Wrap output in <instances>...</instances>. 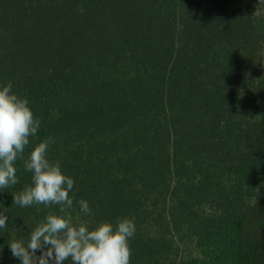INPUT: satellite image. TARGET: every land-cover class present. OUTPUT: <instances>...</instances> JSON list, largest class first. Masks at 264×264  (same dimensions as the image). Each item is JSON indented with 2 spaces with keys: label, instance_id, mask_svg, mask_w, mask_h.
Masks as SVG:
<instances>
[{
  "label": "trees",
  "instance_id": "1",
  "mask_svg": "<svg viewBox=\"0 0 264 264\" xmlns=\"http://www.w3.org/2000/svg\"><path fill=\"white\" fill-rule=\"evenodd\" d=\"M8 82L41 127L0 191V264L59 213L13 201L45 137L75 219H134L130 264H264V0H0Z\"/></svg>",
  "mask_w": 264,
  "mask_h": 264
},
{
  "label": "clouds",
  "instance_id": "2",
  "mask_svg": "<svg viewBox=\"0 0 264 264\" xmlns=\"http://www.w3.org/2000/svg\"><path fill=\"white\" fill-rule=\"evenodd\" d=\"M41 120L34 114L26 97L13 91L11 82L0 83V191L18 183L16 161L23 158L30 138L36 137ZM45 137L32 147L24 169L31 173V184L13 194L20 207L56 205L58 214H48L29 233L28 239H12L8 246L20 264H130V239L136 233L133 218H118L115 223L101 221L95 226L77 220L71 214L74 204L84 215H91L89 203L75 201V181L64 173L60 162L49 159ZM8 217L0 215V230ZM39 251V255L37 252Z\"/></svg>",
  "mask_w": 264,
  "mask_h": 264
}]
</instances>
